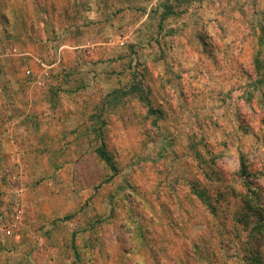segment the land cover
<instances>
[{
  "label": "rangeland",
  "instance_id": "1",
  "mask_svg": "<svg viewBox=\"0 0 264 264\" xmlns=\"http://www.w3.org/2000/svg\"><path fill=\"white\" fill-rule=\"evenodd\" d=\"M0 264H264V0H0Z\"/></svg>",
  "mask_w": 264,
  "mask_h": 264
},
{
  "label": "trees",
  "instance_id": "2",
  "mask_svg": "<svg viewBox=\"0 0 264 264\" xmlns=\"http://www.w3.org/2000/svg\"><path fill=\"white\" fill-rule=\"evenodd\" d=\"M99 155L111 169H114V170L116 169V166L112 163L110 156L107 155L104 150H99ZM243 171H244V167H242V172Z\"/></svg>",
  "mask_w": 264,
  "mask_h": 264
}]
</instances>
